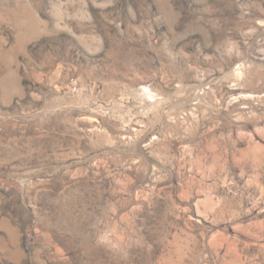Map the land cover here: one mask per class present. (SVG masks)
I'll return each instance as SVG.
<instances>
[{"label":"rangeland","instance_id":"374dc122","mask_svg":"<svg viewBox=\"0 0 264 264\" xmlns=\"http://www.w3.org/2000/svg\"><path fill=\"white\" fill-rule=\"evenodd\" d=\"M0 264H264V0H0Z\"/></svg>","mask_w":264,"mask_h":264}]
</instances>
